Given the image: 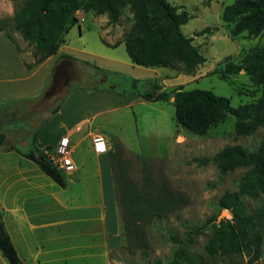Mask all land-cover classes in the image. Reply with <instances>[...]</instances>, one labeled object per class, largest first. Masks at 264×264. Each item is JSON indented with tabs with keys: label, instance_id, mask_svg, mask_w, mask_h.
I'll use <instances>...</instances> for the list:
<instances>
[{
	"label": "rangeland",
	"instance_id": "1",
	"mask_svg": "<svg viewBox=\"0 0 264 264\" xmlns=\"http://www.w3.org/2000/svg\"><path fill=\"white\" fill-rule=\"evenodd\" d=\"M23 1L0 0V24L14 36L30 57L32 48L14 30V16ZM168 1L173 5L182 6L192 16L190 21L182 26V31L187 37L194 39V44L206 59V62L197 68L195 75L187 76L170 68L133 69L131 66L107 61L110 58L120 59L122 52L128 57L126 49L122 47L114 50L115 56L102 54L103 50L111 51L100 41L103 29L99 22L107 17H96L93 12L86 13L81 10L82 20L79 25L73 27L71 46L81 49L82 44L85 43L86 50L95 57L74 53L79 60L68 61L65 68L58 71L47 95L43 93L39 97L41 100L33 104L32 108L33 112L37 111V113H41L46 108L43 113V116H46V112H50L65 97L69 89L82 90L87 94L108 92L112 94L110 98L113 105L130 104L118 111L98 117L96 122L102 127L99 133L109 141L110 148L107 153L113 163L116 187L119 188L118 173L123 166L133 186L143 187L146 175L145 163H147L156 182H168L173 189L187 197L188 204L184 208L163 221L148 224L146 227L148 248L141 243L135 246L133 237L127 235V224L119 206L123 241L121 248L111 254L110 259L113 264H169L177 249L172 236H177L180 241L187 237L191 228L202 226H205V229L194 237L191 244V255L198 260V264H211L216 261L224 264L229 262V258L212 257L206 251V245L213 233V223L210 221L219 218L222 214L219 199L225 193L238 189L245 170L222 174L214 163L204 164L196 160L213 158L227 145H241L250 151L255 150L264 140V128H259L248 136L238 135L235 129L236 118L229 114L225 122L212 128L206 135H196L188 132L176 121L173 103L148 102L141 94L150 90L154 84H158L162 91L170 94L180 87L186 91H211L215 95L228 98L234 108L255 102L262 96V86L254 83L244 72L229 79H223L221 72L228 61L238 63L249 51L264 48V33L258 37H250L247 32L237 37L232 36L233 25L225 23L222 15L224 8L237 0ZM132 25L133 17L129 7H126L122 11L120 23L112 25L109 22L107 27L112 33L110 37L114 34L116 37L125 38ZM205 29L211 32L200 35ZM80 34L84 35L82 39ZM100 47L103 50H100ZM170 100L173 101L174 98L171 96ZM33 117L35 119L30 122V126L32 130H36L38 125L35 124V120L40 116L36 114ZM23 131L9 130V141L16 143V138L22 137V141L26 143L27 133ZM91 156L89 141L73 154V157L79 158L81 163H89L91 177L82 180L78 177L80 170L68 173L67 176L73 184L66 191L63 190L60 196L65 208L79 212L91 204L98 203L97 192L89 193L83 189L87 184L95 183L92 177V174H95L94 165L89 162ZM22 163L25 162L22 161L21 166ZM11 167L9 157H5L4 161L0 160L1 213H3L1 209L5 207L4 203L10 202L9 194L5 193L9 191ZM243 200L248 212L257 217L264 212L263 195L244 196ZM225 211L228 215L224 219H231L230 212ZM249 258L248 255L235 257L240 264H246ZM254 264H264V240L260 247V258Z\"/></svg>",
	"mask_w": 264,
	"mask_h": 264
},
{
	"label": "trees",
	"instance_id": "2",
	"mask_svg": "<svg viewBox=\"0 0 264 264\" xmlns=\"http://www.w3.org/2000/svg\"><path fill=\"white\" fill-rule=\"evenodd\" d=\"M126 7L132 14L133 25L125 37V46L133 64L146 68H170L193 76L197 68L206 62L194 39L182 31V26L192 16L182 6L173 5L168 0H24L15 13L14 30L32 48L30 57L19 48L26 67L32 69L57 54L65 42V35L79 23V11L93 12L97 16L108 15L110 24L116 25L120 23L122 11ZM222 19L233 25L232 36L247 32L250 37H258L264 33V0H237L224 8ZM1 32H5L17 44L14 36L0 24ZM207 32L211 30L205 29L200 35ZM242 72L262 86V96L255 102L237 108L232 107L228 98L207 90L186 91L180 87L174 91V100L171 101V94L154 84L141 95L148 102H172L176 121L190 133L206 135L232 114L236 118V133L248 136L264 128V48L249 51L238 63L228 61L221 73L223 79H229ZM64 101L52 114L59 111ZM21 104H8L0 108V150L24 154L59 187L66 188L68 180L64 170L55 162L58 146L39 148L36 144L38 131H32L30 126L31 115H19L17 111L9 114L10 109ZM9 130H24L27 133V147L21 146L22 137L16 138V143H10ZM196 161L204 164L212 162L222 174L245 170L238 189L225 193L219 199L220 209L228 210L231 219L219 223L218 218L210 221L213 223V233L206 251L212 257L229 258V262L224 264H240L235 257L244 255L250 257L246 264H254L260 258V247L264 240V212L259 217L248 212L243 197L264 196V140L252 151L241 145H227L213 158H199ZM145 167V181L141 188L134 187L126 176L125 166L121 168L118 173L120 185L117 188V200L127 224V235L133 237L135 246L141 243L148 248V224L167 219L184 208L188 199L168 182H156L147 163ZM203 229L205 226L191 228L187 237L180 241L177 236H172L177 249L169 264L199 263L191 255L190 247L194 237L201 234ZM0 251L9 264H24L1 213ZM211 264L222 263L216 261Z\"/></svg>",
	"mask_w": 264,
	"mask_h": 264
},
{
	"label": "crops",
	"instance_id": "3",
	"mask_svg": "<svg viewBox=\"0 0 264 264\" xmlns=\"http://www.w3.org/2000/svg\"><path fill=\"white\" fill-rule=\"evenodd\" d=\"M81 15L79 11L77 25L82 20ZM102 16L107 18L99 22L103 29L100 41L111 51L103 50L102 47L100 50H103L102 54L115 56L114 50L122 47L126 49L125 38L116 37L114 34L110 37L112 33L107 27L109 17L96 15ZM72 30L65 35V42L56 55L32 69L26 67L18 41L16 40V44L5 32L0 33V108L9 102L22 103L20 107L10 109L9 114L16 111L19 115L30 114V122L35 119L34 115L40 116L36 118L35 124L38 125L36 144L41 149L57 145L63 137H69L71 156L76 163L75 170H80L78 177L82 180L91 177V167L88 166L89 163H81L73 154L89 141L92 153L89 162L94 165L95 174H92V177L95 183L87 184L83 189L89 193L93 191L99 194L98 203L91 204L82 211L76 212L74 209L65 208L60 196L63 190L66 191L73 184L67 176L69 172L64 171L68 186L61 188L24 154L0 150V160L4 161L5 157H9L12 165L9 191L5 193L9 194L10 202L4 203V209H1L3 213H0L24 264H113L111 254L121 248L123 241L113 163L107 153L108 150L103 153L96 150L94 139L103 137L99 133L102 127L96 123L98 117L130 104L113 105L110 98L112 94L108 92L87 94L82 90L69 89L65 97L59 101L60 103L65 100L56 113L52 114V111L59 103L50 112L47 111L46 116H43L46 108L40 110L41 113L33 112L32 108L33 104L41 100L39 97L43 93L47 95L58 71L65 68L68 61L79 60L74 53L95 57L86 50L85 43L81 49L72 48ZM83 36L80 34L81 39ZM120 56V59L110 58L107 61L131 66L133 69L142 67L133 64L129 55L127 57L122 52ZM93 88L95 89V86ZM21 146L27 147V141L26 143L22 141ZM22 161L25 163L21 166ZM95 218L98 220L95 221ZM1 254L0 264H9Z\"/></svg>",
	"mask_w": 264,
	"mask_h": 264
},
{
	"label": "built area",
	"instance_id": "4",
	"mask_svg": "<svg viewBox=\"0 0 264 264\" xmlns=\"http://www.w3.org/2000/svg\"><path fill=\"white\" fill-rule=\"evenodd\" d=\"M94 146L100 153L108 150V140L104 137L94 139ZM55 162L65 171L72 172L76 169V163L71 156L70 139L63 137L59 143Z\"/></svg>",
	"mask_w": 264,
	"mask_h": 264
},
{
	"label": "water",
	"instance_id": "5",
	"mask_svg": "<svg viewBox=\"0 0 264 264\" xmlns=\"http://www.w3.org/2000/svg\"><path fill=\"white\" fill-rule=\"evenodd\" d=\"M175 95V93L173 92V93H171V96L173 97ZM228 215V212L227 211H223L222 212V214L219 216V218L217 219V222L219 223V222H221L224 218H225V216H227Z\"/></svg>",
	"mask_w": 264,
	"mask_h": 264
}]
</instances>
